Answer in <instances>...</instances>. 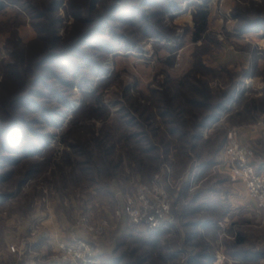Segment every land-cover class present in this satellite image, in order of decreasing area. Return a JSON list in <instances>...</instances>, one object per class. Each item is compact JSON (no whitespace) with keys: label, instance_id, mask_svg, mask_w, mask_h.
Here are the masks:
<instances>
[{"label":"rangeland","instance_id":"obj_1","mask_svg":"<svg viewBox=\"0 0 264 264\" xmlns=\"http://www.w3.org/2000/svg\"><path fill=\"white\" fill-rule=\"evenodd\" d=\"M118 1L0 0V264H76L64 245L79 240L100 264H264V205L231 179L223 153L236 128L264 170V144L243 130L264 132V0H209L201 32L195 0L175 12L170 0L108 10ZM99 14L98 32L72 47ZM187 78L202 102L230 93L184 150L158 129L171 120L159 114L164 97ZM150 141L159 158L149 179L131 157ZM158 174L173 220L154 233L116 211ZM206 217L223 218L220 236L200 225Z\"/></svg>","mask_w":264,"mask_h":264},{"label":"trees","instance_id":"obj_2","mask_svg":"<svg viewBox=\"0 0 264 264\" xmlns=\"http://www.w3.org/2000/svg\"><path fill=\"white\" fill-rule=\"evenodd\" d=\"M78 2L81 0H77ZM87 3L85 4L88 8V10H93L96 8V3H99L101 0H86ZM143 1V0H142ZM184 0H170L171 4V10L174 12L180 8V2ZM122 0H119L117 3L115 2L108 10L111 9V12L117 11V8L119 7L118 3H121ZM197 3V10L195 11V22L197 24V31L201 32L206 29L207 26V17H208V2L209 0H195ZM73 3V2H72ZM76 12L74 13V16L76 18L82 14V6L73 4ZM84 5V3H83ZM145 5V1L143 2L142 5L139 4H134L132 5V11L135 10L136 12L140 10V8ZM84 10V9H83ZM109 14V13H108ZM109 19L111 18H117L116 15H108ZM105 14H99L98 19H95L93 22L98 23L97 25L95 24L93 27L90 26L87 28L85 31H81L77 33V35L74 36L75 41L71 45H75L72 47H78L79 44L83 43L84 41L88 40L89 38L92 37V35L99 30V25L106 21V17L104 16ZM137 15V14H136ZM124 16V15H123ZM142 16V15H141ZM138 17V15L136 16ZM81 18V17H80ZM125 18V17H124ZM122 19V16H121ZM132 22V21H130ZM144 33L147 34V31L144 30ZM39 81V80H38ZM200 86L194 85V83L189 81V78H187V82L182 86L181 88V93L176 94L175 96H171L170 98L164 97L162 104H165L164 108H170L169 110L166 109V111H159V114L161 116L167 117L170 116L171 120L166 121L165 120V127L166 128L158 129L160 131V141L162 143H165L166 146L168 144H172L174 142V145L179 146L182 149H186V144L188 146L192 147H198L199 143L197 144L196 142H200L199 140H204V136L199 132L200 128H202L207 121H209L211 118H213L214 113L222 107V103L227 99L229 95V90L224 91L223 94L220 95V99L217 100L215 104L209 103L207 100L211 98L210 94L205 95V100L202 102L201 100L198 99L197 97V92L199 91ZM203 89H205L204 86H202ZM206 90V89H205ZM179 95V96H178ZM178 103V107H175V104ZM180 105V106H179ZM256 105H253V107L249 108V114H253L251 111L254 110V107ZM197 107L203 108L205 112L203 113H197L193 112L191 110H195ZM188 108V109H187ZM205 108V109H204ZM184 109V110H183ZM254 112V111H253ZM256 117V116H255ZM167 136H170L171 139L167 140ZM130 137H127L126 140L129 141ZM192 140H194L192 142ZM208 140V139H206ZM96 145H99L103 148L104 141L102 138H96L94 139ZM150 141L146 144H140L136 145V152L137 156L131 157L133 161L137 163L139 166V169L143 171L144 176L148 177L149 179L152 177L154 172L158 169V158L159 155L157 153H153L155 150H157L158 147L154 145V143ZM111 144V143H110ZM113 147V145H110ZM111 147V149H112ZM218 150V149H217ZM111 151V150H110ZM109 151V152H110ZM108 149H107V153ZM142 153L143 156H139V154ZM104 158V157H103ZM106 161V159H104ZM118 162V161H117ZM116 163V162H115ZM238 242L243 241V237L241 236H236Z\"/></svg>","mask_w":264,"mask_h":264},{"label":"built area","instance_id":"obj_3","mask_svg":"<svg viewBox=\"0 0 264 264\" xmlns=\"http://www.w3.org/2000/svg\"><path fill=\"white\" fill-rule=\"evenodd\" d=\"M223 3L224 0H220ZM238 129L233 128L228 134L223 153L231 170V179L242 181L250 194L264 205V170L260 171L251 160L254 148L243 145L238 139ZM118 215L126 216L132 225L145 226L158 233L171 226L173 220L172 199L162 182L160 174L153 181L137 185L132 193L125 197ZM92 246L85 240L73 245H64L68 253L73 252L76 264H100L92 252Z\"/></svg>","mask_w":264,"mask_h":264},{"label":"crops","instance_id":"obj_4","mask_svg":"<svg viewBox=\"0 0 264 264\" xmlns=\"http://www.w3.org/2000/svg\"><path fill=\"white\" fill-rule=\"evenodd\" d=\"M243 129V128H242ZM262 126H261V124L260 125H254V126H252V127H247V128H245V129H243V130H245V136L247 135L248 137H250V138H253V139H258V140H260L261 142H262V145L264 144V136H263V134H264V132H263V134H262ZM261 145V146H262ZM262 155H261V157H264V148L262 149ZM219 157V156H218ZM245 194V193H244ZM232 210H233V208H232ZM225 223V222H224ZM200 225L201 226H205L206 227V230H212L213 229V227H215V226H217V227H219V226H224L223 225V218H221V219H216V220H213V219H210V218H208V217H206L204 220H203V222H201L200 223ZM217 232H218V234H219V236L221 235V227H219L218 229H217ZM222 239H223V237H221Z\"/></svg>","mask_w":264,"mask_h":264}]
</instances>
